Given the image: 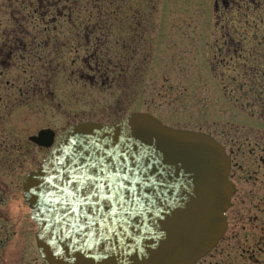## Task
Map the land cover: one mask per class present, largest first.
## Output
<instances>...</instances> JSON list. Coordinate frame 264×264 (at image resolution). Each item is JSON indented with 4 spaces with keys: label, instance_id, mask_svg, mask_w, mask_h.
Returning <instances> with one entry per match:
<instances>
[{
    "label": "rangeland",
    "instance_id": "374dc122",
    "mask_svg": "<svg viewBox=\"0 0 264 264\" xmlns=\"http://www.w3.org/2000/svg\"><path fill=\"white\" fill-rule=\"evenodd\" d=\"M54 1L0 0V74L4 76L0 85V142L8 137L12 143L28 144L30 137L44 129L59 133L82 122L111 125L135 112L150 113L167 127L202 132L219 141L228 134L264 139V111L240 106L231 99L238 89H250L245 80L235 78L247 75L249 67L238 64L241 59L243 63L252 60L248 54L257 51L258 41L264 38V9H258L261 3L264 8V0H254L255 10L250 13L243 6L230 8L233 0H81L79 6H73L71 19L82 30L99 24L95 37L105 35L106 43L103 50L97 49L99 57L113 63L123 60L127 74L117 81L122 88L109 86V82L92 87L73 75L70 71L84 68L83 60L87 62L89 53L76 49V41L75 48L68 49L71 43L67 36L72 33L66 23H59V43L66 50L59 53L61 68L51 83L58 101L55 109L33 92L41 86L51 89L47 86L49 76L39 70L49 53L35 52L41 61L31 55L30 48L35 47L38 31L43 29L40 20L58 16V11L47 7ZM66 16L60 20H67ZM8 32L23 37L14 44L19 49L11 67L3 42ZM131 45L134 52H130ZM22 56L25 60L20 61ZM7 82L17 87L27 85L31 100L11 105L9 101L16 94L6 91ZM241 103L247 101L241 99ZM47 153L48 149L29 146L18 156L22 167L10 166L11 198L0 207L11 220L10 225H2L10 236L0 248V264H42L35 243L37 226L22 198V183L25 175L42 165ZM260 222L264 224V219ZM261 223H242L240 228L246 227V231L236 232V238L227 239L213 258L200 264H264Z\"/></svg>",
    "mask_w": 264,
    "mask_h": 264
},
{
    "label": "water",
    "instance_id": "95a60500",
    "mask_svg": "<svg viewBox=\"0 0 264 264\" xmlns=\"http://www.w3.org/2000/svg\"><path fill=\"white\" fill-rule=\"evenodd\" d=\"M30 140L50 148L23 187L43 264H197L228 230L226 213L234 194L231 160L208 134L173 129L151 114L134 113L114 125L78 123L57 136L46 130ZM94 143L122 146L133 167L136 158L151 165L156 202L135 218L138 227L113 225L114 231L104 230L102 236H86L49 211L56 202L44 197L42 189L54 182L59 162ZM145 191L154 195L151 189Z\"/></svg>",
    "mask_w": 264,
    "mask_h": 264
},
{
    "label": "flooded vegetation",
    "instance_id": "af4514ba",
    "mask_svg": "<svg viewBox=\"0 0 264 264\" xmlns=\"http://www.w3.org/2000/svg\"><path fill=\"white\" fill-rule=\"evenodd\" d=\"M51 4L52 5L50 6L44 4V8L46 9L47 6L58 11V16L56 15V17L51 20H40V22L43 24V29L38 31V38L35 39V42L37 43L35 44V47L30 46L31 50L33 51L31 52V55L35 54V59H40L41 61L43 60L42 57L38 56L35 52L45 50L49 53L48 59L45 61L43 60L42 67H40L39 70L40 72H44L45 76H49V84L47 86H50L51 89L46 87L44 89L41 86L38 90L36 88L33 89V92L35 90L37 95H41V97L44 98V101L50 104L49 106H51V108L55 109L58 107L57 97L54 96L51 83L56 74H58V70L61 68V65L58 61L59 53L66 48L60 46V44L63 43H59V29L57 26L59 23H66L68 25V31L72 33L71 35L67 36V42L71 43V47H68V49L72 51L73 48H75L73 46L74 42L76 41V49H82L89 53V59H87V62L85 63L83 60V64L85 65L84 68L82 67L80 70H71L70 72L73 73V75H77L78 78L83 82L89 83V85L92 87H97L99 85L104 86L107 84V82H109V84H107L109 86L118 85L117 87L122 88L121 84L117 81L120 79L119 77L126 76V64L123 62V60L113 63L111 60L106 61L99 57V54L101 53L97 51V49L103 50V46L106 44L104 40L105 35H102L99 38L95 37L96 33L97 36L99 34V24H94L92 28L91 26H85L86 28L83 30L80 29L81 26L75 25L77 23L71 19L73 6L75 8V0H55L53 3L51 2ZM61 4H64L62 8H60ZM40 5L42 4H38L37 6L40 7ZM66 14L67 20L61 21L60 18H63ZM81 31H83L85 34L83 37H81V35H74L75 32ZM13 34V32H8V34L3 38V42L5 43L7 54L9 56L8 60L11 58V63L8 62L10 63V67L13 65L12 61L15 63V59L17 58L15 54L17 49H19L14 46V44L15 42L20 43V40L23 38L22 36V38L16 37L18 35ZM23 36L26 37L27 34ZM93 37L95 38L93 39ZM17 39H19V41ZM41 39L43 41H41ZM123 49L126 51L129 50L126 49L125 46ZM130 52H134V45H131ZM126 54H128V52ZM23 60H25V56L20 58V61ZM91 63H94V66H92ZM3 78V74H0V85ZM35 86H38L37 83ZM5 87L6 91H14L16 94V97L10 96L12 99H10L9 102L13 103L11 105H16L17 103L31 100L27 98V85L17 87L7 82ZM23 98L27 99L23 100ZM221 139L222 140H220V142L225 147L231 160L229 178L234 188V194L231 200L230 209L227 213V233L218 247L207 258L212 257L213 253L215 254L219 247L224 244L227 239H234L239 235L240 231H246V227H243V229L240 228L242 223L244 226L246 221L252 220L259 225V223H261V219H264V141H262L264 139L260 137L258 138L256 136H246L244 134H228ZM29 146L33 148L44 149L36 146L30 140L28 141V144H23L22 141L18 143H12L8 141L7 137L3 140V142H0V149L2 151L0 153L3 155V157L0 159V207L6 206L5 203L10 201L11 198L10 166L13 164V166H18L20 168L22 167L23 162L20 158H18V156H20L22 152H25V149ZM10 223L11 220L9 219L5 210L3 212L0 211V233L5 234L4 237H0V248L3 247L5 239L9 238L10 236L9 233L4 231L3 226L6 227L7 224L10 225ZM261 228L264 230V224L262 223ZM207 258L201 262H205Z\"/></svg>",
    "mask_w": 264,
    "mask_h": 264
},
{
    "label": "snow or ice",
    "instance_id": "6c2138e0",
    "mask_svg": "<svg viewBox=\"0 0 264 264\" xmlns=\"http://www.w3.org/2000/svg\"><path fill=\"white\" fill-rule=\"evenodd\" d=\"M134 161L135 167L129 164L122 146L94 143L71 153L54 170V182L42 189L44 197L51 196L56 202L49 211L66 218L72 230L86 236H102L104 230L114 231L113 225L138 227L135 218L155 205L157 184L150 174L151 165H144L139 158Z\"/></svg>",
    "mask_w": 264,
    "mask_h": 264
},
{
    "label": "trees",
    "instance_id": "16d2710c",
    "mask_svg": "<svg viewBox=\"0 0 264 264\" xmlns=\"http://www.w3.org/2000/svg\"><path fill=\"white\" fill-rule=\"evenodd\" d=\"M80 1L81 0H75V6H79L80 5ZM102 1V0H99ZM240 1V2H239ZM95 2H98V0H96ZM234 3H231L229 5V7L234 9L235 7L238 6H243V8L245 9V11L247 13H250L251 11H254V5L255 2L254 0H237L234 1ZM263 2V1H262ZM233 4V5H232ZM263 4H259L258 9H261V11L264 9ZM239 10V9H238ZM264 28V25H262ZM258 50L255 51L254 49L252 50V52L249 55L248 59H252V60H248V61H244L243 63V59L242 63H239L238 65H243L244 68L249 67V69L247 70V75H244L243 78L241 77H236L235 80L239 81L238 78H240V80L242 79L243 82L245 80V84L248 83V88L250 89H238V92H236V94L238 96H241V99L244 101H247V103H241V99L237 98V95L231 98L232 100H235V102L240 105L243 106L244 105H250L249 108H258L259 111L263 112L264 111V38L261 41H258ZM260 50V51H259ZM259 52V53H258ZM262 52V53H261ZM227 53H225L226 55ZM230 55V54H227ZM255 59H257V61H255ZM247 64H249V66H246ZM234 66H236L234 64ZM235 70V69H234ZM236 72V71H235ZM249 79V80H248Z\"/></svg>",
    "mask_w": 264,
    "mask_h": 264
}]
</instances>
